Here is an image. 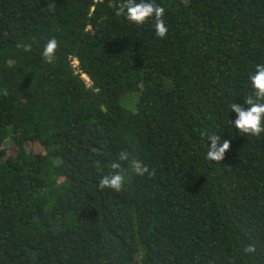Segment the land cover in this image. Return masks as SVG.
I'll return each instance as SVG.
<instances>
[{
  "label": "trees",
  "instance_id": "16d2710c",
  "mask_svg": "<svg viewBox=\"0 0 264 264\" xmlns=\"http://www.w3.org/2000/svg\"><path fill=\"white\" fill-rule=\"evenodd\" d=\"M122 2L0 0V264H264V134L230 109L264 64V0H154L163 39ZM122 151L155 175L121 162L123 191L99 190Z\"/></svg>",
  "mask_w": 264,
  "mask_h": 264
},
{
  "label": "clouds",
  "instance_id": "9594fccd",
  "mask_svg": "<svg viewBox=\"0 0 264 264\" xmlns=\"http://www.w3.org/2000/svg\"><path fill=\"white\" fill-rule=\"evenodd\" d=\"M164 7L156 4L154 0H123L117 10V15H125L129 22L143 25L149 20L154 21L155 33L159 38H165L168 34V27L163 19ZM31 44L17 43V48L24 51H31ZM59 47L58 41L52 38L47 41L43 48L45 62L51 64L56 58V51ZM253 94L244 99L245 108L240 103L232 102L230 109L236 113V119L232 125L241 133L250 136L260 137L264 134V64L255 65V71L249 77ZM3 94L7 96L5 89ZM202 135H204L202 133ZM211 141L207 147L206 159L210 162L219 163L225 157L226 151L230 149V140L221 139L218 135L207 137ZM121 162H127L132 172L137 176H154L155 169L150 170L141 160L133 157L129 152H120L117 159L110 165L113 170L110 174L100 177L98 189H112L116 193L123 191L126 184V177L122 170ZM243 251L246 254H253L256 251L254 244H248Z\"/></svg>",
  "mask_w": 264,
  "mask_h": 264
},
{
  "label": "built area",
  "instance_id": "2783aa9c",
  "mask_svg": "<svg viewBox=\"0 0 264 264\" xmlns=\"http://www.w3.org/2000/svg\"><path fill=\"white\" fill-rule=\"evenodd\" d=\"M71 65L73 66L74 69L78 70V60L75 57L72 58ZM80 76L85 81L86 85H89L91 83L90 79L83 72L80 73Z\"/></svg>",
  "mask_w": 264,
  "mask_h": 264
},
{
  "label": "rangeland",
  "instance_id": "374dc122",
  "mask_svg": "<svg viewBox=\"0 0 264 264\" xmlns=\"http://www.w3.org/2000/svg\"><path fill=\"white\" fill-rule=\"evenodd\" d=\"M133 96H134L135 98L137 97V95H136V94H134Z\"/></svg>",
  "mask_w": 264,
  "mask_h": 264
}]
</instances>
